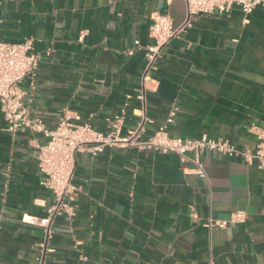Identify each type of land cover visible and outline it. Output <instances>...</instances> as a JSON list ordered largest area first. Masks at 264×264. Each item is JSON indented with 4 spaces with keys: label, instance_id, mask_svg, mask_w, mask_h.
<instances>
[{
    "label": "crops",
    "instance_id": "obj_1",
    "mask_svg": "<svg viewBox=\"0 0 264 264\" xmlns=\"http://www.w3.org/2000/svg\"><path fill=\"white\" fill-rule=\"evenodd\" d=\"M154 12L178 26L185 1L0 0V38H32L39 56L35 75L19 83L27 115L53 128L69 109L107 133L122 113L124 137L140 118L135 94ZM243 18L235 5L200 13L168 42L144 93L151 121L142 139L163 125L171 136L254 149L253 126L264 124V5ZM44 140L9 133L0 110V264H264V168L208 150L205 175H185L191 164L176 154L116 145L77 153L75 213L53 220L52 251L38 262L53 203L35 162L34 143ZM236 211L243 221L207 225Z\"/></svg>",
    "mask_w": 264,
    "mask_h": 264
},
{
    "label": "built area",
    "instance_id": "obj_2",
    "mask_svg": "<svg viewBox=\"0 0 264 264\" xmlns=\"http://www.w3.org/2000/svg\"><path fill=\"white\" fill-rule=\"evenodd\" d=\"M185 21L175 26L168 14L154 12L149 25L150 42L145 46L146 63L140 75V88L135 98L142 102L140 118L135 127L129 129L124 137H119L123 114L114 116L112 129L103 133L94 129L87 122H78L79 116L69 109L63 110L57 125L47 127L39 116L30 117L23 106V92L19 83L26 77L35 75L39 56L33 52L32 38L19 42H8L0 38V110L6 121V130L15 134L21 131L37 132L43 135V142H35V162L39 174V184L45 187L53 196V203L46 208V216L42 220L44 238L41 252L36 258L42 262L44 254L52 251L47 246L51 237V223L57 216L70 219L75 213L76 186L73 184L76 156L78 152L88 151L92 155L101 152L105 146L152 148L162 152L176 154L181 162H190L191 166L181 168L183 174L204 176L202 155L205 151H217L227 157H241L247 164H255L264 168V124L253 126L256 138L253 150L238 148L233 142L221 137L201 135L198 137L171 136L165 127L158 126L146 139L141 136L147 119L143 113L144 93L151 80L150 71L160 58L163 48L177 36L190 19L200 13H225L233 5L240 8L247 16L264 0H184ZM80 34L78 40H82ZM138 45V42H135ZM177 113V106L171 104L166 121L172 122ZM245 218L243 211L230 214L228 220H210L207 225L223 226L227 222H240Z\"/></svg>",
    "mask_w": 264,
    "mask_h": 264
}]
</instances>
